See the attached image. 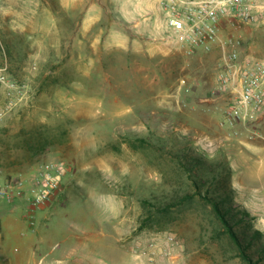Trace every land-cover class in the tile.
Here are the masks:
<instances>
[{
	"label": "rangeland",
	"instance_id": "1",
	"mask_svg": "<svg viewBox=\"0 0 264 264\" xmlns=\"http://www.w3.org/2000/svg\"><path fill=\"white\" fill-rule=\"evenodd\" d=\"M173 1L0 0V264H243L201 201L161 211L192 190L174 153L214 167L264 235V105L234 112L226 66L264 63V0L188 44ZM49 166L59 187L34 206Z\"/></svg>",
	"mask_w": 264,
	"mask_h": 264
},
{
	"label": "built area",
	"instance_id": "2",
	"mask_svg": "<svg viewBox=\"0 0 264 264\" xmlns=\"http://www.w3.org/2000/svg\"><path fill=\"white\" fill-rule=\"evenodd\" d=\"M250 0H176L171 4L169 25L172 36L178 44L196 41L207 43L217 35L223 19L238 17L242 21L253 18ZM230 77L238 79L241 85L240 99L234 111L237 114L255 113L264 105V63L255 62L245 66L237 61V55L230 56L226 63ZM225 78V75H222ZM47 167L38 181L39 191L34 206L44 204L57 191L63 175L62 168L54 171ZM57 172V173H56ZM7 191L0 185V202Z\"/></svg>",
	"mask_w": 264,
	"mask_h": 264
},
{
	"label": "trees",
	"instance_id": "3",
	"mask_svg": "<svg viewBox=\"0 0 264 264\" xmlns=\"http://www.w3.org/2000/svg\"><path fill=\"white\" fill-rule=\"evenodd\" d=\"M174 157L187 173L192 190L185 196L167 203L161 211L167 213L171 208L187 201H201L210 207L222 229L221 234L230 242L243 264H264L263 233L253 229L251 218L245 210L235 207L234 192L219 178L216 169L207 166L206 160L197 154L180 156L174 153ZM208 175L210 178L206 177Z\"/></svg>",
	"mask_w": 264,
	"mask_h": 264
},
{
	"label": "crops",
	"instance_id": "4",
	"mask_svg": "<svg viewBox=\"0 0 264 264\" xmlns=\"http://www.w3.org/2000/svg\"><path fill=\"white\" fill-rule=\"evenodd\" d=\"M130 2H131V0H127V4H130ZM144 3V2H143ZM143 8V11H144V13H145V15H147V17L145 18V20L146 21H148V23H145L144 24V26L146 27L147 25H148V27H146V29H144V31L146 32V34H156L158 31H159V28H157V27H155V25L154 26H152V19H153V16H155V14L157 13L156 12V10L157 9H152L149 5H146V3H145V5L144 6H142ZM147 10V11H146ZM129 14V13H128ZM151 16H150V15ZM156 20V19H155ZM155 23V22H154ZM151 27H153V30H152V28Z\"/></svg>",
	"mask_w": 264,
	"mask_h": 264
}]
</instances>
